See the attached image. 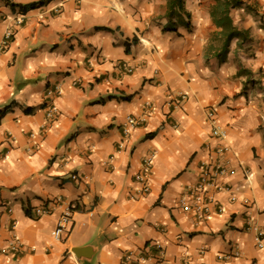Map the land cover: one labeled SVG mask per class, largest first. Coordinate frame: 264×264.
Listing matches in <instances>:
<instances>
[{
	"label": "crops",
	"instance_id": "crops-1",
	"mask_svg": "<svg viewBox=\"0 0 264 264\" xmlns=\"http://www.w3.org/2000/svg\"><path fill=\"white\" fill-rule=\"evenodd\" d=\"M243 1L249 40L221 60L215 0H185L177 32L166 0H0V264H123L153 245L168 264H264V0ZM206 163L235 173L200 219L179 201Z\"/></svg>",
	"mask_w": 264,
	"mask_h": 264
},
{
	"label": "built area",
	"instance_id": "built-area-1",
	"mask_svg": "<svg viewBox=\"0 0 264 264\" xmlns=\"http://www.w3.org/2000/svg\"><path fill=\"white\" fill-rule=\"evenodd\" d=\"M21 20L18 21V24H20ZM14 33L12 30L7 31L4 37V40L2 42V45H7L8 42L13 37ZM0 46V49L3 48V46ZM127 71H132V67L126 66ZM58 111L53 106L52 108H49L47 111V116L50 120L54 121L57 117ZM213 113L210 112L208 114V117L212 123V135L214 138L223 139L224 138V132L219 129L218 126H216L212 121ZM143 119L129 116L127 118L126 126H136L138 125ZM228 148L226 146H221L218 150V152H225ZM153 164V154L148 155L144 159V165L142 172L137 175V179L143 183V190L148 191L150 184L149 182V173L152 168ZM202 172L200 174V178L196 182V184L189 186L186 190L187 192L184 193L180 198V205L185 210H192L198 218L203 219L206 218L209 213V205L211 203H214V196L212 192H210L209 188L214 187L216 191H224L226 190L231 191V186H225V185H219L218 184V178L220 176L230 175L234 174V169H227L224 166H221L220 164H213V163H206L202 166ZM247 180L253 177V174L249 173L247 171L246 174ZM73 179H77V175L73 176ZM233 197L232 199H234ZM189 200H191L192 203H189ZM219 212H221V207L217 208ZM43 212L47 213L48 209L45 207ZM72 220L71 213L66 212L63 214V216L60 218V220L57 223V226L55 230L53 231V236L55 238H59L61 233L70 225V222ZM256 242L257 246L262 248L264 247V231L262 229H256ZM13 246L15 249L16 245L13 243H10V246ZM154 249H148L147 251L143 252H128L124 256L123 264H168L166 259V251L162 247V245H153ZM152 247V248H153Z\"/></svg>",
	"mask_w": 264,
	"mask_h": 264
},
{
	"label": "trees",
	"instance_id": "trees-1",
	"mask_svg": "<svg viewBox=\"0 0 264 264\" xmlns=\"http://www.w3.org/2000/svg\"><path fill=\"white\" fill-rule=\"evenodd\" d=\"M168 23L164 26L163 31L177 32L178 27L191 26V14L185 9V0H166ZM30 4L23 6V10L33 9L36 5ZM243 0H215V4L211 11V17L218 31L215 32L210 43V48L218 52L221 60H224L230 51V45L236 40V49L240 50L249 40V31L239 29L233 20L231 12L235 8L243 7ZM247 71V70H246ZM29 110H27L28 112ZM30 215L29 210L26 211Z\"/></svg>",
	"mask_w": 264,
	"mask_h": 264
}]
</instances>
